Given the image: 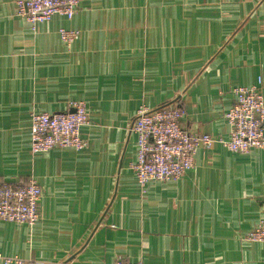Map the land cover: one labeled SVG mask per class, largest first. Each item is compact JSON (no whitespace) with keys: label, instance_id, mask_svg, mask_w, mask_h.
<instances>
[{"label":"crops","instance_id":"0c3cea01","mask_svg":"<svg viewBox=\"0 0 264 264\" xmlns=\"http://www.w3.org/2000/svg\"><path fill=\"white\" fill-rule=\"evenodd\" d=\"M0 0V183L42 189L33 228L0 221L24 264H264L242 240L264 219V149L198 150L177 181L145 190L131 165L142 107H182L185 130L228 139L234 90L262 81L264 0H81L34 32ZM60 29L80 36L66 46ZM83 101V151L31 152L33 112ZM0 264H4L0 262ZM15 264V263H12Z\"/></svg>","mask_w":264,"mask_h":264},{"label":"built area","instance_id":"2783aa9c","mask_svg":"<svg viewBox=\"0 0 264 264\" xmlns=\"http://www.w3.org/2000/svg\"><path fill=\"white\" fill-rule=\"evenodd\" d=\"M81 0H18L17 13L24 17L35 32L38 25L51 21L55 16L72 20ZM60 38L71 46L80 36L78 31L60 29ZM234 105L226 114L230 126L228 139L204 133H190L182 123L186 113L179 106H165L156 110L142 107L132 125L137 136L138 153L131 168L143 189L152 182L177 181L194 168L200 148L222 145L232 153L248 154L264 149V92L262 81L253 87L234 90ZM31 152L33 155L48 153L56 148L83 151L88 142L81 136V129L90 124L88 108L83 101L69 103L67 112H33L31 115ZM42 189L35 182L15 186L0 183V221L25 224L33 228L40 221ZM242 240L264 243V219L247 233ZM4 264H24V261L4 257ZM113 264H144L117 260Z\"/></svg>","mask_w":264,"mask_h":264},{"label":"trees","instance_id":"16d2710c","mask_svg":"<svg viewBox=\"0 0 264 264\" xmlns=\"http://www.w3.org/2000/svg\"><path fill=\"white\" fill-rule=\"evenodd\" d=\"M162 108V107H161ZM137 137V136H136ZM137 141H138V139H137Z\"/></svg>","mask_w":264,"mask_h":264}]
</instances>
